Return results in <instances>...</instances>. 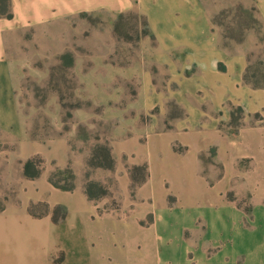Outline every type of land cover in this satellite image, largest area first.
<instances>
[{"label":"rangeland","instance_id":"rangeland-1","mask_svg":"<svg viewBox=\"0 0 264 264\" xmlns=\"http://www.w3.org/2000/svg\"><path fill=\"white\" fill-rule=\"evenodd\" d=\"M130 1L121 11L106 4L37 23L13 21L1 33L0 216L24 214L62 229L76 220L79 230L61 239L87 249L68 256L58 246L55 264H144L143 235L181 224L170 219L188 208L189 193L175 179L179 164L162 163L171 176L154 179L165 144L182 157L181 167L194 166L205 196L217 188L216 197L235 204L247 225L254 213L256 150L264 151L257 140L264 135V31L253 0H197L209 27L189 36L184 30L194 23L186 10ZM14 19L12 0H0V20ZM191 127H213L217 135L193 150L179 135ZM240 139L243 154L233 160ZM195 225L201 229L164 241L173 253L154 246L155 264L187 257L202 264L194 250L183 255L178 248H196L198 232L209 227L202 216ZM116 233L120 244L100 249Z\"/></svg>","mask_w":264,"mask_h":264},{"label":"crops","instance_id":"crops-1","mask_svg":"<svg viewBox=\"0 0 264 264\" xmlns=\"http://www.w3.org/2000/svg\"><path fill=\"white\" fill-rule=\"evenodd\" d=\"M137 0H132V7L136 4ZM147 5L152 0H146ZM164 4L168 6L167 13H174L176 10L182 8L186 10L189 16H192L193 26H188L184 32L189 35L197 34L201 30L208 29L209 25L203 10L200 8L197 0H163ZM257 13L258 20L262 25L264 31V0H253ZM13 12L15 13L14 20L1 21L0 20V60L4 56L3 37L2 30L6 27L11 28L15 26L13 21H19L20 24L37 23L42 20H49L61 16L62 14L83 11L94 10L95 8L111 4L118 11L125 10L130 6V0H12ZM162 11V12H165ZM186 19V18H185ZM206 133L199 132L196 127H191L188 135L180 132L179 135L184 140L190 138L192 140V149L202 146L205 141H210L216 137L213 127H208ZM264 145V135L260 134L257 138ZM244 141V139H243ZM242 140H238L231 156L242 155L243 152L239 148ZM153 145H156V140H153ZM224 147L228 146L227 141L223 143ZM256 150L257 153V167L255 170L257 176V189L256 196L254 198V213L248 223H245L244 214L237 209L235 204H231L224 199L216 197L218 189L214 192L209 191V197L205 196L207 192L206 184L198 180L194 175V169L192 166L188 170L184 169L182 164V157L175 155L171 152L169 147L165 144L162 147V159L158 161V151L156 147L152 151L153 161H158L156 168L157 172L154 176L156 182H159L160 173H165L167 176V169H164L161 165L166 163L169 166L179 164L178 173L175 177L176 182L184 186V193H189L184 199L186 211L178 213L177 216H173L170 219H179V225L174 228L159 227L163 232H154L158 236L153 234L154 242L151 236L143 235L144 240L147 243V254L143 258L144 264H155L156 258L153 248L164 250L162 253L174 252L173 247H166L164 241L169 236H177L186 234L187 230H192L197 227L195 222L200 216L208 225V229L205 234L204 231H199L197 237H200V241L196 244L195 249H185L180 245L178 248L183 252V255H188L189 252L194 250V258L198 259L202 264H264V151ZM260 152V153H259ZM193 156L191 155V158ZM232 175L231 165L226 167L224 188L229 186V182ZM194 185H197L196 194L191 197L190 191ZM195 187V186H194ZM196 202V203H195ZM76 220L69 219L66 223V228H57L51 224L49 220H45L42 223H36L34 220L25 216L24 214L0 216V264H55L52 262V257H56L57 248L60 246L64 250L68 249V256L74 252V249H79L83 252V249H87V245L84 246L77 244L74 246L66 245L62 241V234L66 238L72 235L76 228ZM114 228L118 227L115 223ZM136 228L132 226V233ZM203 229V228H202ZM63 230V231H62ZM128 232L130 229H128ZM197 230V229H196ZM85 235V230H81ZM188 231V232H189ZM64 232V233H61ZM109 236V235H108ZM120 233H116L111 236L108 241L100 242V249L104 250V246L108 248L111 245H119L121 242ZM229 241L224 250L219 253L207 256L208 250L219 243L220 241ZM153 242V243H152ZM178 243V242H177ZM74 244V243H73ZM179 244V243H178ZM86 245V246H85ZM162 245V246H161ZM161 247V248H159ZM155 249V250H156ZM108 250V249H107ZM101 251V250H100ZM135 252V251H134ZM132 253V250H130ZM246 254V257H245ZM121 255V253H120ZM154 257V258H153ZM186 258V257H185ZM240 258L242 260H240ZM163 259H159V261ZM68 260H65L64 264H67ZM168 261V260H165ZM99 264H103L102 260H98ZM141 264V263H140ZM183 264H190L188 260Z\"/></svg>","mask_w":264,"mask_h":264}]
</instances>
